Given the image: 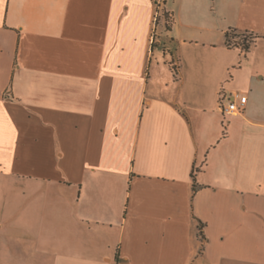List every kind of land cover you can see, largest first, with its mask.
Masks as SVG:
<instances>
[{"label": "crops", "instance_id": "obj_1", "mask_svg": "<svg viewBox=\"0 0 264 264\" xmlns=\"http://www.w3.org/2000/svg\"><path fill=\"white\" fill-rule=\"evenodd\" d=\"M0 264H264V0H0Z\"/></svg>", "mask_w": 264, "mask_h": 264}, {"label": "trees", "instance_id": "obj_2", "mask_svg": "<svg viewBox=\"0 0 264 264\" xmlns=\"http://www.w3.org/2000/svg\"><path fill=\"white\" fill-rule=\"evenodd\" d=\"M163 20L165 21L166 28L169 29V26L171 24V17L168 13L163 12L162 15ZM158 19L155 21V24H157ZM243 34L241 36L237 35L235 31H228L225 35L226 38V45L227 47H239L243 52H247L251 46H253L256 42V40L259 38L258 35L249 33V32H242ZM247 34L248 36L244 35ZM239 38V41H236V39ZM233 40V41H232ZM201 227L199 226L200 234Z\"/></svg>", "mask_w": 264, "mask_h": 264}, {"label": "built area", "instance_id": "obj_3", "mask_svg": "<svg viewBox=\"0 0 264 264\" xmlns=\"http://www.w3.org/2000/svg\"><path fill=\"white\" fill-rule=\"evenodd\" d=\"M162 15H163V10H162L160 4L157 3V10L155 13L154 21H156L158 18L162 17ZM224 100H225V103L220 104V107H219L221 112L224 115H237V114H240L245 108V104H246V98L245 97H241V96L236 94L231 99L226 98Z\"/></svg>", "mask_w": 264, "mask_h": 264}, {"label": "rangeland", "instance_id": "obj_4", "mask_svg": "<svg viewBox=\"0 0 264 264\" xmlns=\"http://www.w3.org/2000/svg\"><path fill=\"white\" fill-rule=\"evenodd\" d=\"M237 35H239V36H241L243 33L242 32H238V33H236ZM244 35H246V36H248L247 34H244ZM240 39L239 38H237L236 39V41H239ZM233 41V40H232Z\"/></svg>", "mask_w": 264, "mask_h": 264}]
</instances>
